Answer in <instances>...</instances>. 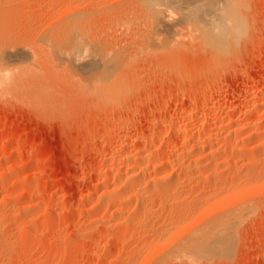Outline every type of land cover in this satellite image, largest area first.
I'll use <instances>...</instances> for the list:
<instances>
[{
	"label": "rangeland",
	"instance_id": "1",
	"mask_svg": "<svg viewBox=\"0 0 264 264\" xmlns=\"http://www.w3.org/2000/svg\"><path fill=\"white\" fill-rule=\"evenodd\" d=\"M163 1L0 0V63L20 67L11 97L0 101V264H188L170 253L187 243L200 225L241 202L253 210L234 227L229 255L196 264H264V183L258 186L264 180L244 185L246 192L227 189L228 184L220 191L200 177L198 183L192 179L197 187L183 193L187 197L127 193L122 203L109 207L102 202L105 184L128 167L114 159L122 146L128 152L121 154L132 153L135 145L153 139L151 151L161 155L167 151L162 145L167 139L177 143V125L185 116L206 108L205 117L212 118L223 107L234 111V119L247 110L252 94H258L259 102L264 96V0H242L243 38L233 39L239 44L237 52L233 48L231 57L220 63L207 55L211 38L205 27H211L210 35L221 32L223 21L216 18L222 12L214 10L224 5L208 0L216 7L210 12L214 25L194 21L195 28H203L199 34L207 29L203 46L198 33L192 32L198 41L191 40L189 25L179 22L183 5L192 9L201 0ZM159 2L165 13L157 14L166 17L162 28L149 17ZM169 2L174 12L181 11L178 17ZM197 5L194 12L206 9L203 3ZM126 21L132 23L130 31L122 27ZM181 32L183 37H178ZM81 49L77 63L71 54ZM111 60L115 66L110 78L102 67ZM33 65L41 72H33ZM250 146L237 152L254 155L252 151L264 149ZM185 154L182 151L178 159L183 155L187 163ZM254 168L264 170V161ZM104 169L111 170L105 180ZM186 183L192 187V181ZM250 184L256 186L253 191ZM138 203L150 214L145 226L129 222L140 218Z\"/></svg>",
	"mask_w": 264,
	"mask_h": 264
},
{
	"label": "bare ground",
	"instance_id": "2",
	"mask_svg": "<svg viewBox=\"0 0 264 264\" xmlns=\"http://www.w3.org/2000/svg\"><path fill=\"white\" fill-rule=\"evenodd\" d=\"M191 1L187 0V2H191ZM205 1L202 2V0H201L200 1L201 3L199 2L200 4H202V3L205 4V5H201V6H203V9L206 6L205 7L206 9L201 10L202 8L200 7V4H198V5L195 4L196 2H195V0H193V2H195L194 6L197 5V7H200V8H198L199 11L197 10V12L196 11L194 12V10L197 9V8L193 9L194 6L192 9H190L191 6L188 8V5L185 6L186 4H184L183 5L184 9H180V6L177 4V6L176 7L174 6V7L177 8L179 6L178 9H180L181 11L183 10L182 13H180L181 11L178 10L179 11L178 13L181 14V16H179L177 13V10L175 9L176 12H174V9H172V6H171L172 4L170 3L172 1L170 0L169 3H170L171 8L169 7V9L173 10L174 13L171 10H167V11L169 13H173V14L177 13V17L178 16L181 17V18H179V20H181L179 22L183 23L185 21L184 23L187 24L186 25L183 23L182 25H184V27H185V25L190 26V27L188 26V28L186 27V29L189 30L186 33L191 38V40H193L195 42H197L198 40L199 41L204 40L201 42V44L203 43V46H204L206 44V41L209 39L208 38V35H209L211 40H208V41L211 43L207 44L209 48L207 47V45L205 46L208 48L206 51L208 54L207 53L206 54L210 55V57L212 58L211 62L213 60L217 63H220L221 59H223L224 57L225 58L223 59V61L225 59H227V57L228 58L231 57V55L233 54L232 53L233 50L235 52H237L236 47L239 44H236V43L234 44L232 41L235 38H236V40H238V37H240L241 34L243 32H245L244 30L246 28L245 27L246 23L244 24V21L246 22V20H245L246 18L244 19V16H242L243 13L240 12V11H242V9H240V8H242L243 5H242V7L239 6L244 1H242V0H216L217 3L221 2V4L224 5V7L222 8V6H220V4H219V6L222 8L221 10L215 9L216 7L214 5H211V2H209L211 0H209V1L207 0L208 1V2H206L207 4L205 3ZM153 2L154 1H152V4H155V2L154 3ZM167 2H166V6H168ZM174 2H176V1L174 0ZM174 2H172V3H174ZM177 2H179V0H177ZM146 4H148V3H146ZM159 4H160V2L157 3L156 5H158V7H159ZM149 5L150 4H148V6ZM173 5H176V4H173ZM160 7L159 8H157L156 6L152 7L150 9L151 14L149 17H151V19L153 20V22H155L156 25L158 23H160L161 27L159 26V24L157 26L162 28V25H161V19L162 18L160 17V15L158 16V14L159 13L163 14V13H165V11L162 12ZM181 8H182V4H181ZM237 8H239V9H237ZM165 9H167V8H165ZM191 10H193V11H191ZM211 10H214V12L217 10L219 13L222 12L221 14H219L221 17H219V18L217 17V13H218L217 12L215 14L216 16L214 18L217 17L216 18L217 21H219L220 23H221V21H223V22H222V25H220L219 22H217L218 25L222 26V27H220L221 30L218 28V30H220L221 32H218L216 30L218 33H215V34L212 33L210 35V32L212 29L210 30L209 28H211V27H208L206 25L208 23L213 24L214 14L212 16V19H210ZM240 13H241V15H240ZM163 17L164 18L162 20L165 21V18H166L165 15H163ZM215 20H214V22H215ZM194 21H195V23L196 22H203L204 25L206 24L205 28H207L210 31V32H208V31L205 32V30H207V29L204 30V32L207 33V36H206L208 38L207 40L204 39V38H206L205 36H203L204 32H202L203 35L199 34L197 32L198 27L196 26V28H197L196 29L194 26L198 25L199 23L195 24ZM179 22H177L178 24L176 23V25L182 26L181 23H179ZM191 23L193 24V28L190 25ZM201 26H203V25H201ZM184 27H183V30H184ZM216 27H217V24H216ZM181 30L182 29L180 28V31ZM183 30H182V32L184 34H186L185 33L186 30L185 31H183ZM201 30L203 31V28H201ZM201 30L199 29L198 31L201 32ZM163 31H165V30H163ZM83 32H84V30H83ZM182 32H181V34H179L180 32L178 33L179 34L178 37H180L181 35L183 37ZM192 32L198 33L199 36L201 35L203 37L200 36V39H199V36L196 37V34H193ZM213 32H214V29H213ZM169 33H171V32H169ZM173 33H175V31H173ZM173 33H171V34H173ZM168 35L169 34L167 33V36ZM212 35H213V37H211ZM238 35H240V36H238ZM243 35L244 34H242V36ZM194 36L198 40H194ZM162 37L164 38V36H162ZM166 38L167 37L165 35L164 39H166ZM160 39H161V37H160ZM162 42H166V40L162 41ZM236 42H238V41H236ZM231 45H232V47H231ZM233 45L234 46L236 45V46L233 47ZM227 53H229L230 55L228 54L229 55L228 56ZM117 57L118 56H116L115 58H117ZM210 57H208V58L210 59ZM120 59H118V60H120ZM115 61H113V60H111V62L108 61V62H106V64H104V68L102 67V69L104 70L103 73L104 74L106 73L105 74L106 76L110 75V78L112 76L111 73L114 70ZM47 69L48 68H46V70ZM99 84H100L99 89H101L103 86L101 87L100 82H99ZM204 98L206 99L207 96H204ZM249 100H250V102H249V105H247L248 106L247 110L245 109L246 111H244L243 113H241L239 115H236L234 119H231L232 118L231 116L233 115L234 111L233 110L229 111L228 109H227V111H224L223 107H220L215 112H213L214 114H213L212 118H210V117L206 118L205 117L204 112L206 111L205 110L206 108H202L198 114H192L191 113V114L185 116V118L180 122V124L177 125L178 129L176 128L177 129L176 130L177 135H178L177 141H176L177 143L176 144L173 143L174 145H172L171 144L172 142L171 143H170V141L167 142L168 141V139H167L166 143L162 144L165 147V150H167V151L166 152L164 151V153L161 155L160 154L157 155L158 157L151 151L153 139H147L146 138L147 140L145 141L144 146H136L135 145L132 153H127L128 151L125 149L126 146L125 147L122 146L121 151H127V152H124L125 154H121V151H118L119 153L116 154V156H114V159L116 161H118L121 165L126 164V166H128V167L125 170L118 172V174L116 173L117 175L114 174V181H113V183H111V184H114V186H112L110 183L105 184L104 190H102L104 193V200H102V202L104 201V203H105V201H106V203H107V204L105 203L106 206L107 205L108 206L113 205L115 203L116 204L122 203V201H125L123 199V197H124L123 195H125V194L127 195V193H132L134 195V197H135V195L137 197V195H140L141 193L142 194L147 193V192L154 194V195H158V196L159 195L164 196V197H166V196L168 197L169 195H171L173 193H174V195H175V193L177 195L182 193L181 195H183V193L185 194V192H187V191L190 192V190L192 188L194 189V191L196 190V188L193 187V185H194L193 180L195 179V181H196V179H198L200 177H204L205 180L211 181L212 183H210V187H212L214 189H217L220 187L221 190L223 189L222 187H224L225 184L226 185L228 184V186H227L228 188L225 187V189L227 188L230 190H234V189L236 190V188H237V190H239V191H241V190L245 191L243 189L244 185H245V187H247V185L249 183H251V184L254 182L257 183V181H260L259 183H261V181L264 180V170L260 171L258 169L259 170L258 171L254 167L256 164L259 163V161H262V160L264 161V149L262 151H258V152H257V150L252 151V152H256L254 155H248L249 153L245 154L246 152L243 153L241 151L237 152L238 148H244V149L246 148L247 149L248 146H250V145H252L250 147H253L254 149H258V150H259V148L264 147V128H263V126H264V96L262 97L261 102H259L258 94H254V95L252 94L250 96ZM43 105H46V104H43ZM189 127H191V128H189ZM261 128H263V130H262V132H259V130ZM216 130H218L220 132V134L218 136L214 135L215 134L214 131H216ZM246 132H247V134H249V136L247 138L245 136L242 137V135H244V133H246ZM182 151L186 152V154L184 156L186 157L187 160L185 159V157H184V160H186L187 163L183 162V159H182L183 155H182L180 160L178 159V157L182 153ZM242 151H244V150H242ZM224 162H228V164H226V163L223 164ZM240 164H241V167H238L239 168L238 169L237 165H240ZM104 170H106V171L103 173L104 175H101L102 176L101 179H103V177L104 178L107 177V170L108 169H104ZM110 171L108 170V172H110ZM204 173H205V176H204ZM112 179H113V177H112ZM103 180H105V179H103ZM250 180H251V182H250ZM185 181L187 183L192 181V183H191L192 187L190 186V188H189L188 186H186ZM256 183H255V185H257ZM263 183L264 182H262L261 185H258L259 188L262 187ZM255 185L248 186V188L252 189V191H253V188L256 187ZM194 186L197 187V185H194ZM252 186H255V187L252 188ZM220 188L218 190H220ZM246 190H248V189L246 188ZM194 191H193V193H194ZM215 191L216 190H214L213 192H215ZM240 193L241 192H239L238 194H240ZM256 193H258V192H256ZM200 195H201V193H200ZM232 195H233V193H232ZM183 196H186V195H183ZM126 197L127 196H125V198ZM134 197L132 199H135ZM148 197H149V195H148ZM176 197H175V199H176ZM178 197H177V199H178ZM186 197H184V198H186ZM145 199H147V198H145ZM239 199L238 200L235 199V200L239 201ZM139 200L141 201V199H139ZM168 200H170V199L168 198ZM188 200H189V198H188ZM179 201L180 200H178V204H179ZM157 202H158V200H157ZM143 203H145V202L143 201ZM128 204H127V206H128ZM184 204H186V203H184ZM138 205H139V203H138ZM141 206H142V209H141V215L139 216L140 218L137 216L139 219L135 220L136 219L135 218L133 220V219H131L132 218L131 217V218H129V219H131L130 221H129V219L128 220L125 219L124 222H126V225H127V221L131 222V224L134 221L136 223L141 224V222L145 223L146 221L149 220L147 218L149 217L150 214L147 215L146 211H144V210H147L144 207L145 204L143 206L142 203H140L139 207H141ZM243 206L244 205H242V202H241L240 206L238 205L236 208L233 207L235 209H233V210L231 209L230 212L224 213V215L223 214L220 216L218 215L217 218H215V219L213 218V221L209 220V222H207V223L202 222L203 224L200 225L198 229L196 228L197 229L196 231L192 230L194 232H192V233H190V235H188L187 243L177 247L174 251H172L170 253L171 258L174 260L187 261L186 259H184V256L187 255V256L195 257L196 261L199 259H202L204 261L205 259L208 260L209 258L214 257V256H216V258L227 257L231 251L234 227L239 223V221L246 214V212L253 210V207H250V206L243 207ZM161 208H162V206H161ZM139 212H140V209H139L138 213ZM135 213H137V212H135ZM159 214L160 213H158V215ZM130 215H131V213H130ZM204 222H206V221H204ZM144 223H143V225H144ZM146 223H149V222H146ZM153 223H154V220H153ZM16 224H18V223H16ZM156 226L158 227V225H156ZM159 228L161 229V227H159ZM162 228H163V226H162ZM16 229H18V228L16 227ZM163 232H165V231H163ZM163 232H161V233H163ZM4 233L6 234L7 232L5 231ZM165 235H166V233H165ZM165 235H163V236L166 237ZM36 236H37V234H36ZM0 237H1L0 239H3L2 236H0ZM27 237H29V236H26V238ZM31 237H29L28 239H30ZM39 237H42V236H39ZM39 237H37V238L39 239ZM42 238H40V239H42ZM35 240H37V239H35ZM35 240L33 239V242ZM0 241H1L0 245H2L3 242H2V240H0ZM0 247L3 248L2 246H0ZM5 250H6V248L3 249V251H5ZM5 252H7V251H5ZM169 260H170V258H169Z\"/></svg>",
	"mask_w": 264,
	"mask_h": 264
},
{
	"label": "clouds",
	"instance_id": "3",
	"mask_svg": "<svg viewBox=\"0 0 264 264\" xmlns=\"http://www.w3.org/2000/svg\"><path fill=\"white\" fill-rule=\"evenodd\" d=\"M122 27L127 30H131L132 23L130 21H126L123 23ZM81 44L84 41H80ZM76 56L77 63L81 62V57L83 56V50H79L76 53L71 54ZM32 71L35 73H40L41 70L38 66L33 65ZM20 75V67H8L3 63H0V101L9 99L11 97L10 90L13 88L17 78ZM184 259L188 261V264H196L195 257L184 256Z\"/></svg>",
	"mask_w": 264,
	"mask_h": 264
}]
</instances>
